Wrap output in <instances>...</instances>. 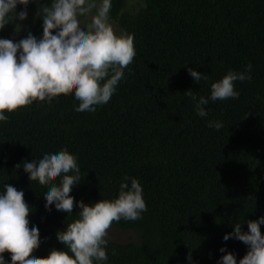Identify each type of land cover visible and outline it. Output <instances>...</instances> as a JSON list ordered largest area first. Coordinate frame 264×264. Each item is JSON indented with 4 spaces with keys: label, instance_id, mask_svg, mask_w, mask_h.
<instances>
[{
    "label": "trees",
    "instance_id": "obj_1",
    "mask_svg": "<svg viewBox=\"0 0 264 264\" xmlns=\"http://www.w3.org/2000/svg\"><path fill=\"white\" fill-rule=\"evenodd\" d=\"M50 2L28 6L37 38ZM127 7V0H113L110 13L136 49L117 92L94 113L74 111V93L61 90L52 101L8 114L0 123V191L6 183L23 189L30 222L39 224L38 257L63 250L56 233L79 209L69 217L54 205L49 212L47 185L22 163L67 148L81 168L82 181L70 193L76 203L116 197L126 175L143 187L148 211L113 223L135 237L109 239L107 264H217L228 252L239 262L248 246L223 237L235 223L264 216V0H143L137 11ZM249 63L252 80L235 82L239 98L210 102L209 115L199 117L185 92L210 96L213 82ZM188 67L207 80L194 82ZM209 120L223 128L208 127Z\"/></svg>",
    "mask_w": 264,
    "mask_h": 264
},
{
    "label": "clouds",
    "instance_id": "obj_2",
    "mask_svg": "<svg viewBox=\"0 0 264 264\" xmlns=\"http://www.w3.org/2000/svg\"><path fill=\"white\" fill-rule=\"evenodd\" d=\"M32 2L0 0V31L10 23L27 20ZM20 5L23 9L17 11ZM112 6L113 0H51L39 16L43 21L42 37L37 38L29 31L18 41L0 38V123L8 121V114L34 102L52 101L61 90L74 93L76 112L94 113L97 106L110 101L125 79V69L136 56L134 37L114 27ZM84 13L90 14V19L82 17ZM17 28L20 30V25ZM187 70L196 83L208 78L191 67ZM251 70L250 63L242 71L229 70L210 85V96L197 97L192 90L185 92L196 114L205 118L209 115L206 105L210 102L238 99L240 92L235 89V82H250ZM208 127L220 130L223 123L209 120ZM22 164L29 177L47 185L42 194L49 212L53 205L56 210L67 212L68 217L74 207L79 211L76 219L56 233L64 249H53L47 257H38L33 249L42 239L39 224L35 220L30 222L32 208L23 189L4 184L0 191V264H107L109 230L113 223L140 220L148 211L141 183L127 175L116 197L93 204L83 200L76 203L70 193L82 181L81 168L78 157L67 148L45 149L39 157ZM244 223L247 232L242 230ZM244 223H235L234 231L223 239L242 241L248 246L247 254L237 262L236 255L228 252L217 264H264L261 232L264 216ZM219 251L224 253L226 248ZM6 252H10V259H6ZM112 254L115 255V249ZM187 259L192 261L191 254Z\"/></svg>",
    "mask_w": 264,
    "mask_h": 264
},
{
    "label": "rangeland",
    "instance_id": "obj_3",
    "mask_svg": "<svg viewBox=\"0 0 264 264\" xmlns=\"http://www.w3.org/2000/svg\"><path fill=\"white\" fill-rule=\"evenodd\" d=\"M128 7L127 9L130 11L138 10L139 7L142 5L143 0H127ZM82 17H88L90 19V14L84 13L81 14ZM115 29L118 32H121L119 25L117 23H113ZM17 25H20V30L17 28ZM31 31L32 34L34 32V21L30 16H28L27 20L25 21H16L14 23H10V25L0 32V38L12 39L18 41L23 39L27 36L28 32ZM43 33H41L40 37H42ZM133 237H135V233L132 231L123 230L116 225H112L109 230V239L120 242V243H127Z\"/></svg>",
    "mask_w": 264,
    "mask_h": 264
}]
</instances>
